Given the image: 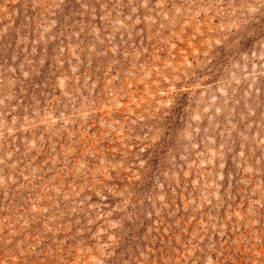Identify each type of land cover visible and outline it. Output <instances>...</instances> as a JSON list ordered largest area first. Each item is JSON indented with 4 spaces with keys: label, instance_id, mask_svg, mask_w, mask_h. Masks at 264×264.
Masks as SVG:
<instances>
[{
    "label": "rangeland",
    "instance_id": "1",
    "mask_svg": "<svg viewBox=\"0 0 264 264\" xmlns=\"http://www.w3.org/2000/svg\"><path fill=\"white\" fill-rule=\"evenodd\" d=\"M0 264H264V0H0Z\"/></svg>",
    "mask_w": 264,
    "mask_h": 264
}]
</instances>
